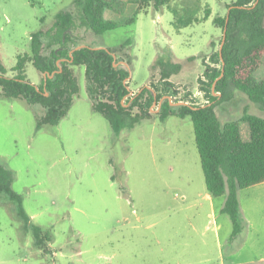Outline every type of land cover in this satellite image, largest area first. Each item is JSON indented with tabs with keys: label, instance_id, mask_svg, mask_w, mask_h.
Here are the masks:
<instances>
[{
	"label": "rangeland",
	"instance_id": "rangeland-1",
	"mask_svg": "<svg viewBox=\"0 0 264 264\" xmlns=\"http://www.w3.org/2000/svg\"><path fill=\"white\" fill-rule=\"evenodd\" d=\"M233 1L171 0L159 10L150 6L139 12L131 29L97 35L75 0H0V60L8 75H16L18 55L31 52L32 33L49 29L58 12L69 11L79 42L115 48L117 59L131 60L129 95L152 86L167 94L157 62L163 57L182 65L169 78L172 96L164 99L205 104V72L220 67L214 55L223 30L214 19L224 16ZM208 9L210 16L202 20ZM130 11L129 16L135 9ZM188 18L201 21L178 26L177 20ZM126 39L132 44L121 47ZM72 67L80 90L57 125L38 129L44 107L7 98L0 88V164L14 172L12 188L31 217L26 225L0 193V264H223L232 256L239 259L240 241L227 242L233 225L221 210L226 195L212 204L205 199L191 118L171 114L162 121L155 101L151 119L117 133L93 108L85 66ZM26 74L37 85L44 76L31 62ZM254 75L264 79V58ZM245 109L264 117V108L237 90L216 107L222 124L241 120ZM246 123L241 120L243 130ZM239 200L244 226L253 223L264 233V182L240 189ZM33 225L49 235L43 248L36 244ZM242 236L244 244L250 236ZM253 238L264 241L263 235L248 241ZM256 250H245L240 259Z\"/></svg>",
	"mask_w": 264,
	"mask_h": 264
},
{
	"label": "trees",
	"instance_id": "trees-1",
	"mask_svg": "<svg viewBox=\"0 0 264 264\" xmlns=\"http://www.w3.org/2000/svg\"><path fill=\"white\" fill-rule=\"evenodd\" d=\"M171 0H139L138 9L126 21L108 19L106 11L114 10L117 0H75L81 9L84 22L95 34L127 28L135 24L139 12L153 6L159 10ZM257 1V2H256ZM211 11L206 10L202 20L208 19ZM227 38L220 56V48L214 55L219 68H208L207 87H202L207 102L205 104H173L169 98L159 105L158 115L165 121L169 115L181 118L189 116L194 124L195 141L200 155L207 191L214 197L226 195L222 212L230 216L233 229L231 239H235L244 229L241 219L239 190L264 182V117L251 114L245 109L241 118L249 125L250 139L244 140L240 121L221 123L216 107L233 98L234 91L248 95L260 108H264V79H257L254 73L263 64L264 58V0H234L228 5L227 13L217 15L214 23L224 32L226 20ZM200 19L177 20L178 26H187ZM75 16L69 11H60L53 25L40 29L31 35V52L19 54L13 67L16 75H8L0 60V88L7 98H23L29 103L40 104L44 114L38 119L37 128L57 125L68 114L80 86L72 66H85L87 89L95 111L102 113L115 132L123 128H133L144 119H151L153 102L169 93L172 74L181 70V63L159 57L161 77L165 92L158 87H144L137 94L129 95L131 60L115 58L117 50L109 46L92 47L77 40ZM179 26V27H180ZM222 39L220 41V44ZM126 39L124 45H131ZM80 45H85L77 48ZM124 61L125 66L115 63ZM32 63L44 74L39 85L33 83L26 74V66ZM224 71V74L219 78ZM215 84V85H214ZM214 86V91H213ZM217 93V94H216ZM149 94V96H146ZM185 101V100H184ZM134 108L139 111L134 112ZM14 172L0 164V193L14 203L19 217L26 225L31 217L23 205V197L12 188ZM36 244L43 248L49 240L39 225H33ZM47 252V248H44Z\"/></svg>",
	"mask_w": 264,
	"mask_h": 264
},
{
	"label": "crops",
	"instance_id": "crops-1",
	"mask_svg": "<svg viewBox=\"0 0 264 264\" xmlns=\"http://www.w3.org/2000/svg\"><path fill=\"white\" fill-rule=\"evenodd\" d=\"M108 1H112V0H108ZM130 1V3H128ZM138 1L139 0H117V2L115 3V8L114 10H108L105 13L106 18L108 19H112V20H117V21H121L124 22L127 19H129L138 9ZM124 7V8H123ZM131 9H135L134 13L129 16V13L131 12ZM120 12V16H116V17H108V13L109 12ZM123 12V13H122ZM245 122V121H244ZM247 125V123H246ZM240 128H241V133H242V137L244 140H249L250 139V129L249 126L248 128L244 129L241 126V121H240ZM249 129V132H248ZM205 199L210 201V203L212 204L214 201V197L207 191L205 193ZM226 200V199H225ZM225 203V202H224ZM224 205V204H223ZM222 205V207H223ZM195 228V226H194ZM208 228V225H206V229ZM244 227L243 231L235 238V239H231V234L227 239V242L232 243L235 241H240V243L238 244L237 248H236V256L239 257V259H236L235 256H232L229 261V263H224L223 264H264V251L260 250V248L264 247V241L261 242L259 239L260 238H253L251 241H248L249 238L251 239L253 236L254 237H260L261 235L264 236V233L262 232V227H258V226H254L253 223L250 224V226L247 228ZM254 228V232H253V236H250V229ZM247 233L250 237L245 241V243L243 244L242 240V235ZM246 247H248V249H246ZM258 248V250L255 251L254 254H252L251 257H246L245 259H240L241 256L243 255V252L245 250H252V249H256ZM187 264H192L187 262Z\"/></svg>",
	"mask_w": 264,
	"mask_h": 264
},
{
	"label": "water",
	"instance_id": "water-1",
	"mask_svg": "<svg viewBox=\"0 0 264 264\" xmlns=\"http://www.w3.org/2000/svg\"><path fill=\"white\" fill-rule=\"evenodd\" d=\"M257 2V1H256ZM228 21H229V14H228V16H227V20H226V27H225V29H224V32H223V38H222V42H221V45H220V56L222 57V50H223V47H224V44H225V42H226V38H227V30H228V28H227V24H228ZM83 46H85V45H80V46H78L77 48H81V47H83ZM115 56V58H116V55H114ZM124 64H126V62H124ZM115 65L117 66V63H115ZM223 74H224V71L222 72V74H221V76L219 77V78H221L222 76H223ZM215 85V84H214ZM213 91H214V86H213ZM168 98V97H167ZM170 98V97H169ZM163 100H164V97L160 100V102H159V105H161L162 104V102H163ZM177 104H188L187 102H185V101H181V102H177Z\"/></svg>",
	"mask_w": 264,
	"mask_h": 264
},
{
	"label": "built area",
	"instance_id": "built-area-1",
	"mask_svg": "<svg viewBox=\"0 0 264 264\" xmlns=\"http://www.w3.org/2000/svg\"><path fill=\"white\" fill-rule=\"evenodd\" d=\"M171 102H173L172 98H170Z\"/></svg>",
	"mask_w": 264,
	"mask_h": 264
}]
</instances>
